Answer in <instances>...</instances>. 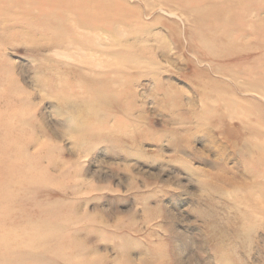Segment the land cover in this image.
<instances>
[{
  "label": "rangeland",
  "instance_id": "374dc122",
  "mask_svg": "<svg viewBox=\"0 0 264 264\" xmlns=\"http://www.w3.org/2000/svg\"><path fill=\"white\" fill-rule=\"evenodd\" d=\"M0 264H264V0H0Z\"/></svg>",
  "mask_w": 264,
  "mask_h": 264
},
{
  "label": "bare ground",
  "instance_id": "6f19581e",
  "mask_svg": "<svg viewBox=\"0 0 264 264\" xmlns=\"http://www.w3.org/2000/svg\"><path fill=\"white\" fill-rule=\"evenodd\" d=\"M71 25L72 26H74V29L75 30H80V29H83L84 31H87V32H94L93 34H95V32H96V28H95V25L94 24H90V23H88L87 25H83V26H80V25H77L74 21H72L71 22ZM108 27H112L111 25H108ZM88 34H86V36L84 37V39L86 40V42H88V37L90 36V35H88ZM104 35V33H101V35L99 36V41L101 42V43H103L104 42V39H102L101 38V36H103ZM94 36V35H93ZM93 36H91V38L90 39H92L91 40V42H92V44H94V41H93ZM108 38V37H107ZM89 48V47H88ZM76 50L77 51H80V50H84V51H87V46H81L79 49H77L76 48ZM81 58H83V57H81ZM110 67V66H109ZM14 151V150H13Z\"/></svg>",
  "mask_w": 264,
  "mask_h": 264
}]
</instances>
